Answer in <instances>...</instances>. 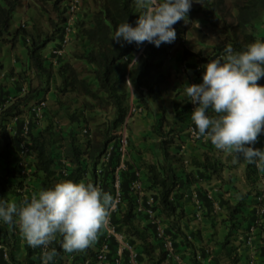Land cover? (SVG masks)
I'll use <instances>...</instances> for the list:
<instances>
[{"label": "trees", "instance_id": "16d2710c", "mask_svg": "<svg viewBox=\"0 0 264 264\" xmlns=\"http://www.w3.org/2000/svg\"><path fill=\"white\" fill-rule=\"evenodd\" d=\"M65 1L0 0V71L6 48L13 49L20 42L26 53V60L20 68L15 70L11 66L7 72L12 78L11 90L5 89V85L0 86V198L8 200L7 193L12 183L21 185L16 159L23 141L33 154L30 174L38 179L39 189L62 179H87V182L95 184L98 177L96 165L114 140L132 103L140 105L146 112L152 111L153 104L157 114L151 130L158 137L159 157L153 162H141L140 167L144 170L145 188L151 189L155 199L154 210L167 220L166 231L182 238L188 247L190 264H217L220 257L229 264H240L243 257L237 255L235 246H230V237L252 220L253 186L236 202L225 201L224 219L228 232L217 241L221 256H214L212 263L204 262L205 253L188 239L183 230L185 212L181 201L184 190L201 178L220 180L224 164L211 151L204 152L201 158L186 156L180 151V143L186 140L183 131L190 123L189 104L176 84V73L163 64L167 46L161 43L157 47L149 42L139 46L135 42L121 46L111 39L116 25L125 18L129 23H135L139 11L135 0H83L74 24L72 49L66 56L57 58L53 65L43 50L54 40L55 46L61 37ZM192 4L187 14L188 25H183L185 21L181 20L173 27L176 33L180 30L184 34L189 33L200 45L210 43L211 52L205 54L201 47H185L181 43L179 58L185 62L193 59L190 67L196 69L195 63L204 64L227 44L240 49L257 39L256 28L264 18V0H194ZM25 6L35 8L48 26L45 28L36 18H30L29 24L25 20L24 25H14V15L24 11ZM194 21L218 29L219 34L211 37L190 24ZM140 48L143 52L137 62L133 61L126 68V56ZM23 83L27 87L21 92ZM257 83L264 84V77ZM50 89L53 90L56 108L42 124L29 118L24 135L23 114L28 103L43 98ZM59 109H62L68 126H59L53 120ZM96 110L108 111V118L97 122L93 114ZM14 117L16 119L9 131L7 126ZM91 122L93 127L88 125ZM84 125L90 127L91 137L80 142L77 134ZM193 127H196L194 123ZM259 135L264 136V133ZM61 158L67 164L59 163ZM118 162L119 153L114 143L109 161L99 176L100 185L107 192H110L112 171ZM187 164L195 171L187 170ZM129 168L127 164L121 173L122 201L126 203V209L119 218L112 214L111 222L118 224V230L123 231L132 243L137 242L140 257L142 255L146 263L166 264L165 250L152 240L154 226L150 223L139 226L137 223L136 198L128 183L137 175ZM256 168L254 163L246 165L245 176L252 185ZM196 195L202 202L210 203L206 191L199 190ZM60 239L57 235L46 247H31L23 240L24 254L18 258L16 225L0 221L1 264H38L43 258L50 264H66ZM53 249L55 255L49 260L48 253ZM90 252V257H94L93 251ZM4 253L6 260L3 262ZM243 262L245 264L244 259ZM70 264L83 263L76 259Z\"/></svg>", "mask_w": 264, "mask_h": 264}, {"label": "clouds", "instance_id": "9594fccd", "mask_svg": "<svg viewBox=\"0 0 264 264\" xmlns=\"http://www.w3.org/2000/svg\"><path fill=\"white\" fill-rule=\"evenodd\" d=\"M194 0H135V23L125 18L111 36L124 43L144 42L159 47L176 38L173 25L187 21ZM135 62V58H133ZM201 80L185 83L183 92L194 105L193 134L205 137L216 149L264 167V147H254L264 133V39L240 49L225 45L220 56L202 65ZM132 89V85H131ZM114 203L111 193L93 182L62 179L33 192L20 205L0 198V221L18 226L31 247H46L59 235L65 252L84 250L96 239ZM55 249L48 253V259Z\"/></svg>", "mask_w": 264, "mask_h": 264}, {"label": "crops", "instance_id": "0c3cea01", "mask_svg": "<svg viewBox=\"0 0 264 264\" xmlns=\"http://www.w3.org/2000/svg\"><path fill=\"white\" fill-rule=\"evenodd\" d=\"M82 2H83V0H82ZM192 6H193V4H192ZM28 10H29V7L25 6L24 11H22L21 13L28 12ZM21 13H17L16 17L21 15ZM263 20H264V18H263ZM207 26H209V25H207ZM55 42H56V40L49 42L46 45V47L44 48L43 52L46 56H49L50 50L52 49ZM194 42H195V45H193V46L195 47L198 44V42H197V40H194ZM164 45H165V43L163 44V46ZM71 49H72V46L70 48H68V50H71ZM167 50H168V48H167ZM178 53L179 52H177V54ZM135 54H136V52H132V53L128 54L126 57L128 59H132V62H133L134 61L133 58H135V60L138 58L135 56ZM64 56H66V55H64ZM15 57L17 58L16 61H15ZM169 58H171V57H169ZM169 58L164 59V61H163L164 66H166L172 72H175V71L177 72V70H176L177 65H179V62H181L180 68H179V69H181L183 61L179 57H178V60H179L178 64L174 63V60H175L174 57H173V59L172 58L169 59ZM2 60H3L2 61L3 62L2 71H5V73L3 76L0 75V86L5 85V89L11 90L12 78L10 76H8L7 72L11 66H13L15 68V70H18L21 67L22 61L26 60V53H25L24 47L21 45L20 42H18V43H16V45L13 49L6 48ZM192 61H193L192 59H189L188 61H186V69H185L184 73L181 74L182 78H176V80H175L176 83H178L179 80L184 81L183 80L184 75H186V78H188V75H190L194 72V68L189 66V63H193ZM175 62H177V59L175 60ZM195 65H196V69L198 66L201 69L203 63H200V64L195 63ZM176 75H179V73L177 72ZM54 82H56V77H54ZM51 93H53L52 89H50L48 91V94H51ZM134 104L137 105L136 103H134ZM137 106L140 107V105H137ZM151 107H152V111L146 112L143 108H141L143 111L141 110L140 113L133 115V117L131 118V120L129 122V126H131L133 128L131 131L138 130L137 128L139 125H141L142 120H143V122L148 120V119L145 120V118H142V119L136 118V115H138L139 117H143L147 114V115L151 116V120L153 118H155V116L157 114L156 108L153 104L151 105ZM188 112L189 113L191 112L189 108H188ZM190 121H191V118H190ZM151 123H152V121L150 122V124ZM190 125H193V122L192 123L190 122L189 126ZM187 128L183 131L184 133H186L187 139L184 142L180 143V145H179L180 151L183 154H185L186 156H194L197 158H201L203 156L204 152H210L211 151L214 153L215 156H217L219 159H221V161L223 163L227 164V161H230L232 154L225 152V151H222V150H219V149H218V151L214 150V145L211 143V141H209L206 138L201 140L202 144H200V145H194L193 140L190 143L189 142V136L187 133ZM257 139H258V141H264V136L258 135ZM157 144H158V142H157ZM211 146H212V148H211ZM260 147H264L263 142L260 144ZM147 152H148V150L146 148L144 150L145 154L142 155V159H147V155H148ZM156 152H157L156 159H158V157H159L158 145H157ZM32 160H33V154L31 152L28 155H24L23 157H19L16 159L19 179H21L20 180L21 185H17L15 183L12 184V187L9 189V191L12 192V188L13 187L15 188L14 189L15 192L12 194L18 195L20 197L21 191L24 190V187L23 188L21 187L22 184H25V185L29 184V186H30L29 189L32 188V185H30V182H31V179H34V176H32L28 172V170H30L31 168H25V166L27 164H30V166L32 165ZM150 161L153 162L156 160L151 159ZM244 163H245V161H244ZM129 170L136 171V173L140 174L139 177H140V183L142 186L141 187L142 193L144 194V196L149 194L151 192V189L145 188L146 183L143 181V178H144L143 168H129ZM187 170H193V172L195 171V169L192 168L189 164H187ZM245 170H246V168H223L221 175H222V178L226 179V184H234V185L240 184V185L246 186V183H247L248 186L246 188L249 189L253 185L247 181L246 176H245ZM226 175H229V176H226ZM236 175H237V178H235ZM217 180L218 179L214 180L213 178H211L210 180H206V179L201 178L199 182L188 185V187L184 190V193H183L184 196H183V199L181 201L184 212H185L184 218L182 220L183 230L187 234L188 239L193 244H195V246L199 250H201L205 253V257L203 258V260H207L205 263H207V262L212 263L213 262L212 258L214 256H217V254L220 255V251H221L218 243L213 245L210 240L209 241L207 240V238H209V237H212V239L214 238V240H215L214 235L210 236L212 234V229L210 228L211 227L210 224L216 223L215 226H216V229L218 232L217 233L218 237H219V234L224 235V233L226 232V227H224V224H222L221 222H219V221L216 222V219L213 216L214 215L213 213L215 211H213L212 201L210 200V203H206L203 200V202H202L201 199L197 197V195L194 198L193 194L196 192H199V190L210 192L209 187H211L215 183H217V182H215ZM83 181L87 182V179H83ZM131 181L132 180H130V182L128 181L129 188H130ZM16 191H18V193ZM227 194H229V193H227ZM7 196H8V193H7ZM214 196H215V193L213 195V198H214ZM27 198H30V197H27ZM20 201L21 200L19 199L18 202H20ZM216 201H218V203L220 205V209H222L224 207L225 203L223 204L220 200H216ZM18 202H17V204H18ZM125 209H126V203L122 201V203L119 204L118 209L115 212H112L113 217L119 218ZM156 215L159 218L160 222H162V224L164 226L165 235H169L170 238L172 239L174 252L176 255H178V258H179V263H178V261L175 260L173 258V256L172 257L170 256V258L166 261V264H190L188 247H186V245L183 243L182 238L179 235H174V234L166 231V228H168L167 220L165 218H163L161 215H159L157 210H156ZM112 223L115 225L116 230H118V228H117L118 224L114 223V221ZM137 223L139 224V226H144L147 223L152 224L154 226V232H153L154 237L152 238V240L154 242H157L158 246L162 247V242L159 239V237H157L154 223H152L150 221V219L145 214L139 212ZM224 223H226V222L224 221ZM217 225H218V228H217ZM118 231H120V230H118ZM198 237H201V239L197 243H194L192 239L198 238ZM230 238L234 239L235 237L231 236ZM221 239H217L216 241H220ZM104 240L107 241L108 257L111 259L116 254L117 245H116L115 239L112 236H109V237L106 236V228L104 225L98 230L97 239L89 247H87L84 250H80V251H73V252L63 251L62 258L66 262V264H70V262L72 260H76V259H79L80 261L82 260L83 264H96L93 257H90V254H91L90 251L92 250L93 254H94L96 249L100 246V244ZM125 241L131 246V251L133 252V258H130L131 252L124 249L122 251V254H121L122 264H148V263H146V261L144 260V257H142V255L140 257L139 247L136 246L137 242L135 241L132 243L130 238L126 234H125ZM235 242L236 241H234V243ZM214 253L216 255H214ZM3 257H4L3 258V262H4L6 260V257L4 255H3ZM83 257H84V259H82ZM1 263L2 262L0 260V264ZM239 263L243 264L244 263L243 259H241ZM38 264H50V263H48L46 261V258H43L40 261V263H38ZM258 264H260V262Z\"/></svg>", "mask_w": 264, "mask_h": 264}, {"label": "built area", "instance_id": "2783aa9c", "mask_svg": "<svg viewBox=\"0 0 264 264\" xmlns=\"http://www.w3.org/2000/svg\"><path fill=\"white\" fill-rule=\"evenodd\" d=\"M82 6V0H66L65 1V9H64V20L61 23V37L58 40V43L52 47L49 53L50 61L53 63V65L56 63L57 58L60 56H64L67 51L68 47L72 42V36L74 33V24L77 17V13L81 9ZM25 20H21L19 23L21 25H24ZM177 39L180 43L184 44L186 43V34H184L183 30H180L176 33ZM222 48L220 51L216 53V55H213L211 57H217L220 56L223 53ZM143 52V49L140 48L138 51H136L135 56L138 57ZM126 68L130 66L132 63V59L125 58ZM186 69V62L183 61L181 71H185ZM197 69H200L198 66ZM5 71H0V75L3 76ZM177 73V72H176ZM32 74V71H31ZM30 74V75H31ZM32 76V75H31ZM127 76V75H126ZM27 85L26 83H23L21 87V92H24ZM46 107V101L44 98H39L32 100L28 103L26 107V112L23 114V129L22 132L25 135L27 130V123L29 118H32L37 124H41V111ZM194 107L193 103L189 102V109L190 111ZM142 107L137 106L132 103V105L129 108L128 115L125 117L124 122L118 129V133L114 137V140L108 145L106 148L104 154L100 157L98 164L96 165V185H100V178L99 176L102 174L103 167L106 166L107 162L109 161L111 151L113 149V145L115 143V147L118 150L119 153V162L114 167V170L112 171V177L110 181V192L114 198V203L112 208L109 211L108 219L106 220L104 226L106 228V236H112L116 241V254L111 259L108 257V245L107 241L104 240L100 246L96 249L94 252V261L96 264H122L121 260V254L124 249L130 251V258H133V252L131 251V246L125 241V234L122 231L116 230L115 225L111 222V214L112 212H115L119 204L122 203V189H121V173L123 170L126 169L127 165V159H126V153L128 151V141H129V122L133 115L137 112H140ZM1 109V108H0ZM16 118H12V121L9 122L7 126V130L11 131L12 123L14 122ZM193 125L188 126L187 133L191 140H203L205 137H196L193 134ZM78 137L80 142H83L91 137V131L90 127L87 125L82 126L79 129ZM207 139V138H206ZM209 140V139H208ZM210 141V140H209ZM1 144V139H0ZM256 147V146H254ZM30 150L25 145L24 141L20 144V148L18 150V158L23 157L26 155ZM61 162L67 164V161L64 160V158H61ZM254 165L257 167V174L253 178V203H251V209L253 211L252 213V220L249 225H247L244 228H239L236 230V234L234 235V239L236 241V252L238 256H242L245 260V264H264V167L258 166L257 163H254ZM22 172V171H21ZM23 173V172H22ZM137 177L134 178L131 181L130 184V190L134 194L136 198V212L139 214V212L145 214L152 223L155 225V230L157 237L162 242V247L166 252L167 259L170 258V256L177 260L179 263L178 255L175 254L174 248H173V241L170 238L169 235H165L164 233V227L161 226L160 220L156 215V210H154V203L155 199L153 197V193H149L144 196L142 193V186L140 183V177L138 173H136ZM103 189V188H102ZM206 196L212 201L213 204V211H216L217 209H220V205L218 201H216L213 198V195L211 192L206 191ZM193 197H196V193L193 194ZM233 239V240H234ZM4 256L6 257V253H4ZM260 260V261H259Z\"/></svg>", "mask_w": 264, "mask_h": 264}, {"label": "rangeland", "instance_id": "374dc122", "mask_svg": "<svg viewBox=\"0 0 264 264\" xmlns=\"http://www.w3.org/2000/svg\"><path fill=\"white\" fill-rule=\"evenodd\" d=\"M29 1H33V0H29ZM30 18H36L37 20H39L41 22V24L46 28L48 26L47 22L45 21L44 17H41L37 11L35 10V8L33 7H29V10L28 12H25V13H22L20 15V17H18L16 19V14L14 15V25H18L19 22L23 19V20H28V24L30 23ZM188 22H184L183 25H188L187 24ZM190 24H193L195 26H198L199 28H201L203 31H205L207 34H209L211 37L219 34V31L218 29H215L211 26H207V24H204V23H199L198 21H194V22H191ZM256 37L257 39H264V20H263V23L257 25V28H256ZM73 38V36H72ZM165 45L167 46L166 48H168V50L165 52L166 53V59L171 57L173 59L176 60L177 59V62H175L174 60V63L178 64L179 60H178V57H179V53H180V50L182 48V45L178 39H177V36L175 38V40L171 43H165ZM195 45V42H194V38H192V36L189 34V33H186V43H185V47H191ZM72 46V42L71 44L69 45L68 48H70ZM198 47H201L203 52L205 54H209L211 52V48H210V43H202L201 45L198 43L195 48H198ZM71 50H68V52H70ZM67 52V53H68ZM177 52H179L177 54ZM66 53V54H67ZM65 54V55H66ZM169 58V59H171ZM15 59L17 60V58L15 57ZM193 60V59H192ZM194 62V61H192ZM22 63H24V61H22ZM21 63V64H22ZM180 63L179 62V65H177V72L179 73V75H175L176 78H182L181 77V74L184 73V71H181L180 68ZM203 71V68L201 67V69H194V72L190 75H188V78H186V75H184L183 77V80L184 81H181L179 80L178 83H176L179 87V89L181 90V93L183 94V96H185L184 92H183V87H184V84L185 83H198L200 82L201 80V77L200 74L201 72ZM173 73H176L173 72ZM29 74H31V72H29ZM32 75V74H31ZM30 75V76H31ZM32 77V76H31ZM200 78V79H199ZM53 93L51 94H48V92L45 94V96H43V98L45 99L46 101V107L41 111V124H42V121L44 122L45 118L46 117H49L50 114L52 113V110H54L56 108V105L53 104ZM186 101L188 102L189 104V100H187V97H186ZM143 111V110H142ZM137 113H140V112H137ZM135 113V114H137ZM94 114V118L96 119L97 122H100L102 120H105L108 118L109 114H108V111H99V110H96ZM136 118H145V122H143L142 120V123L141 125L138 126V130H135V131H131L133 128L131 126H128L129 128V141H128V151L126 153V159H127V164L129 165L130 168H141L140 167V163L141 162H144V161H150L151 159H154L156 160V156H157V142H158V137L152 132L151 130V126H152V123H153V120L154 118L151 120V116L150 115H145L143 117H139L138 115H136ZM53 120L57 123V125L59 126H68L67 124V121L65 119L64 116H62V109H59L58 110V115L56 117H53ZM152 121V123L150 124V122ZM190 121V119H189ZM192 123V121H190ZM145 123V124H144ZM89 126H92L93 127V122L89 123L88 124ZM186 136V135H185ZM186 139H187V136H186ZM189 142L191 143L192 140L189 138ZM202 141L201 140H193V143L194 145H200L202 144L201 143ZM264 143V141H258V139L255 141V143L253 144V146H256V147H260V144L261 143ZM192 143V144H193ZM147 148L148 150V155H147V159H142V155H144V150ZM214 150L218 151V149L215 148L214 146ZM30 152H28L26 155H28ZM231 154V153H230ZM227 159V158H226ZM221 161V159H219ZM245 161V163H244ZM0 165L2 164V160L0 161ZM222 162V161H221ZM59 163H61V160L59 159ZM223 163V162H222ZM248 161L242 157L240 158H236L234 157V155L232 154V157L230 159V161H227V164L226 163H223L224 164V167L223 168H246V165H247ZM25 168H30V164H27L25 166ZM28 172L30 173V170H28ZM138 175L140 176V174L138 173ZM226 176H229V175H226ZM235 178H237V175L235 176ZM214 180H216L215 178H213ZM217 183H215L213 186L209 187L210 189V192L212 195H214L215 193V196H214V199L215 200H220L223 204L225 203V201H228V202H231V203H234L236 202V200L242 196L243 194H245L248 190V188H246L248 185L246 183V186L244 185H234V184H226V179L222 178L218 181H215ZM14 184V183H12ZM30 185H32V188L29 189V184H22V188L24 187V190L21 191V196L19 197L18 195H14L12 193H14V187L12 188V192L8 191V201H14V202H18V200L20 199L21 201L18 202V205L21 204L27 197H30L31 194L33 192H37L39 190V187H38V179H36L34 177V179H31V182H30ZM26 187V188H25ZM18 193V191H16ZM229 193V194H227ZM214 218L216 219V222H221L222 224H224V227H226V232L224 233V235H220L219 234V237H218V232H217V229H216V223L215 224H210V228L212 229V235L215 236V240L214 238L212 239V237H209L207 238V240L211 241V243L213 245H215L217 243V239H221L223 238L228 230H227V225L226 223H224L225 221V207H223L222 209H217L214 213ZM161 223V226H163L162 222ZM164 227V226H163ZM17 228V234L19 236V242L16 246V256L18 258H20L23 254H24V248H23V237L22 235L20 234L19 232V229H18V226H16ZM217 228H218V225H217ZM222 228V227H221ZM201 239V237H198V238H193V242L194 243H197L199 240ZM235 240L231 239L230 241V246H236V242L234 243ZM137 244V243H136ZM214 255H216L214 253ZM219 255V254H217ZM209 260V259H208ZM207 260H204V262H206ZM217 264H229L227 263L225 260H223L222 257L219 258V262Z\"/></svg>", "mask_w": 264, "mask_h": 264}]
</instances>
